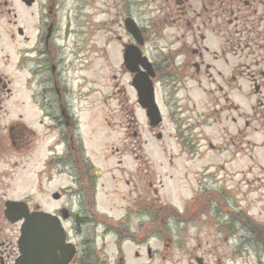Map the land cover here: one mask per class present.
Returning a JSON list of instances; mask_svg holds the SVG:
<instances>
[{"label":"rangeland","instance_id":"rangeland-1","mask_svg":"<svg viewBox=\"0 0 264 264\" xmlns=\"http://www.w3.org/2000/svg\"><path fill=\"white\" fill-rule=\"evenodd\" d=\"M103 1L79 0L76 5L75 0H59L62 10L73 9L75 6L78 9L83 8L78 11L80 15L77 17V29H79L75 37L84 40L85 51L77 53L75 58L71 56L72 64L73 60L75 62L76 78L74 90L69 95L72 108L78 114L80 122L75 121L69 127L46 128L44 122L39 120L41 104L46 103V97L44 94L38 98L31 97L33 87L31 89L25 87V75L28 73L14 69L17 57L12 51L23 38L17 31L18 26L24 27L25 34L31 36L29 45L35 41L40 23L39 10L46 6L48 0H37L31 7L23 0H0V73L4 82L14 78L12 84L6 85L12 88V95L3 88V82L0 83L3 88L0 92V105H2L0 130L4 132L5 124L20 120L38 134L34 138L35 150L26 147L22 149L23 151L15 149V153L9 150L7 158L0 159L2 181H0L2 184L0 192L7 191L8 195L20 198L28 195L31 208L41 207L52 210L54 205L62 202L63 197L54 200L52 193L55 190L61 191L60 188L69 182V177L46 169L41 178L37 172L42 168L47 149L46 142L64 131L68 134L69 142H72V135L77 140L80 138L84 140L86 153L103 171L98 180L99 186L104 183L99 190L101 211L109 210L118 217L127 212L121 206L126 201L120 198L122 194H129L133 189L132 172L134 168L139 167V242L142 243L137 246L132 239L122 243L124 251L122 262L125 264H199L196 260L197 256L203 257L206 264H264V242L261 243L257 236L246 234L247 230L242 224L236 222L233 227L231 223L233 211L240 210L245 211L254 220L264 222V168L260 167V164L264 165V145L261 146L264 143V125H260L258 121L253 123L254 127L259 126V129L252 131V138L261 146L248 151L257 156L255 162L257 166L253 174L247 170L251 159L248 153L244 152L245 150H240L227 174L223 171L218 172L216 176L195 173L193 166L199 165L201 160L207 164V161L217 158V155L212 150L207 153L203 151L193 160L189 159L177 133V121L182 115L185 116L192 111L197 114L198 110L207 109V112L217 117V121L213 120L212 123L208 120L203 134L217 144L226 137L228 139L227 129L233 131L231 119L225 117L227 113L232 112L220 113L221 111H212V107L208 109L211 105L209 103H213L214 100L210 96L212 86L206 81L199 85L197 81L188 80L186 87L181 84L173 95L171 81L164 79L156 84L157 100L164 121L161 127L153 129L145 111L138 104L136 91L131 83L132 75L126 72L123 66L121 45L115 31L117 29L122 33V28L118 26V22L113 21L100 27L103 25L102 20L107 17L101 12L103 10H98L103 5ZM142 12V16L148 20L155 14L152 10H142ZM91 13L94 15L92 16ZM110 16L114 17V15ZM167 29L175 30L171 27ZM7 31L15 32L16 36L10 37ZM10 53L13 61L10 59L6 65V55ZM71 75L74 77V73ZM250 84L248 78L241 77V91L243 88L241 93L244 96L240 95L239 102L242 109L252 111V104L255 105L254 110L259 105L253 94L254 88ZM47 97L54 99L55 94L51 92ZM179 103L185 108L182 115L176 116L175 121L172 113ZM45 121L51 122L49 118H45ZM160 130L163 133L161 138L157 136ZM135 131L139 132V135L137 134L139 137H136ZM194 132H201V127L196 128ZM204 143L200 142V150L205 148ZM62 148V146L58 147V150L61 151ZM217 154L219 155L218 152ZM218 158L217 160L220 161L219 156ZM204 163L200 166H204ZM22 175L25 177L24 187H20L16 181ZM200 179L209 183L210 187H220L223 184L221 190L208 192V197L212 193L222 194L223 207L220 210L215 206H212V209H204L208 214L196 225V228L186 224L179 225L173 220L169 225L159 221L155 227L158 230L167 227L165 232L157 235L146 230L144 234L149 236L145 239L140 227L151 220L148 209L153 214L159 209L154 203L155 199L184 209L188 199L196 192L194 185L196 187ZM114 190L118 192L112 193ZM137 195L135 190L131 196L128 195L129 200L131 199L129 203L132 204ZM113 202H115L114 209H111ZM209 203L206 197L198 202L199 205L204 204V207ZM102 225L99 224L97 227L99 234L96 239L97 245L106 248L104 254L106 262L115 263L118 255L116 243L120 237L115 233L101 235L104 229ZM92 231V228H88L84 235L89 237ZM149 247L153 255H149ZM136 250H139V256H136Z\"/></svg>","mask_w":264,"mask_h":264},{"label":"flooded vegetation","instance_id":"flooded-vegetation-1","mask_svg":"<svg viewBox=\"0 0 264 264\" xmlns=\"http://www.w3.org/2000/svg\"><path fill=\"white\" fill-rule=\"evenodd\" d=\"M89 1L94 2V0ZM75 4L77 5L78 1ZM79 10H83V8L78 9L75 6L73 9L62 10L58 0H49L47 7L40 10L41 24L36 41L29 45L31 36L25 34L23 27L18 26L17 31L23 38L19 40L12 51L14 55L20 57L19 63L15 61L14 69L18 72L28 73L25 75L26 85L31 78L37 92L46 97V103L41 104L42 117L39 120L45 124V117H47L51 120L48 123L55 128L69 127L78 121L69 95L74 90L76 78L75 62L73 60L72 64L71 56L73 55L75 58L78 47L84 49L83 40L75 37L78 34ZM98 10H103L101 12L107 15L106 19L102 20L101 27L113 21L118 22V26L123 30L122 33L117 29L115 31L121 45L124 67L127 49H136L135 46H137L139 53L140 47L143 55H146L153 63L156 73L155 85L160 80H170L174 95L178 86L183 84V87H186L188 80L197 81L199 85L206 81L212 86L210 96L214 100L213 103H209L211 105L208 109L212 107V111L215 112H232L231 114L227 113L225 117L228 120L231 119L233 131L227 129L228 139L226 137L225 140L215 144L211 138L203 134V131L205 130L204 126L208 125V120L214 123L213 120L216 122L217 117L207 112V109L198 110L197 114L192 111L183 116L182 111L185 107L180 103L174 108L172 116L175 121L177 115H182L181 119L177 121V133L189 159L193 160L198 157L199 152L207 153L211 150L215 152L217 158L219 156L221 159L218 161L219 158L218 160L212 158L207 161V164L201 160L199 165L194 162L193 164H196L193 166L194 172L205 176L206 174L216 176L218 172L222 171L227 174L240 150H245L244 152H247L251 159L247 170L253 174L257 166L255 163L257 156L248 151L264 145V143L261 146L258 145L252 138V131L259 129V126L255 128L253 123L258 121L260 125H264V0H104ZM142 10H152L155 14L148 20L142 16ZM131 22L140 28L143 43H140L139 38L128 29L127 24H131ZM169 27L175 28V30L167 29ZM180 30L183 31L180 33ZM7 32L10 37L16 36L15 32ZM162 41H166V43L163 44ZM12 53L6 55V65H8ZM135 61V73H131L125 67V71L132 75L139 73V55ZM72 73H74V77L71 75ZM241 77L248 78L251 81L250 85L254 88L253 94L259 105L255 110L253 104L252 111L244 110L240 105V95L244 96L241 93L243 92V88L241 91L240 86ZM2 82L3 88H6L8 94L12 95V88L6 85L7 83L12 84L14 78L4 82L0 73V83ZM3 88L0 85V92ZM204 90L207 91V88L204 87ZM51 92L55 94L54 99L47 97V94ZM212 117L213 119H211ZM163 121L157 127H161ZM4 127V132L0 130V159L7 158L9 150H22L25 147L35 150L36 133L32 132L26 123L13 120L9 124H5ZM198 127H201V132H194ZM134 133L136 137H139L137 136L139 132L135 131ZM157 136L159 138L163 136L161 130L158 131ZM200 142H205L203 150L199 149ZM59 143L63 146V150L55 154H62L64 149L66 152L62 156H56L49 166L54 165L58 175L69 177V182L60 188L61 191L55 190L52 193L54 200H59L62 197L63 200L54 205L52 210L41 207H32L31 209L48 210L58 216L67 231V241L72 243L75 248V255L67 264H125L122 262L124 253L122 243L132 239L139 246V167L134 168L132 172L133 189L129 194H122L123 196L120 198L126 201L121 206L127 212L117 218L118 216L111 214V211L99 209V190L104 183L99 186L98 180L101 173L88 165L85 147L73 145L64 132L59 138ZM203 163L205 165L200 166ZM260 167L264 168V165L260 164ZM45 168L46 164L43 160L42 168L38 171L41 178H43ZM24 180V175L16 179L20 187L26 185ZM199 181L198 188L194 185L196 192L192 195L196 200L192 203L186 202L185 213L182 215L178 213L180 210H177L174 204L155 199L154 203L159 209L155 212L156 214H152L148 210L151 220L148 221V224L140 227L145 239L149 236V234H144L146 230L157 235L165 232L167 227H163L161 230L155 227L159 221L169 225L173 220L179 225L186 224L196 228V225L208 214L204 209L215 206L220 210L223 207L222 194L212 193L208 197V192L221 190L223 184L220 187H210L209 183L202 182L201 179ZM1 182L0 185H2ZM127 184L129 183L127 182ZM42 189L45 190L44 187ZM197 189L201 193H197ZM134 190L138 195L134 197L131 204L129 203L131 199L129 200L128 197L134 193ZM157 191L156 189L155 192ZM117 192L114 190L112 193ZM8 194L7 191L0 192V264H16L19 256L20 229L23 222L22 220L13 221L7 215V202L21 200L30 206L29 199L13 197ZM203 197L208 198L211 202L207 207H204L205 203L198 204ZM226 197L229 196L226 195ZM114 205L115 202L110 208L114 209ZM233 212L231 220L233 227L236 222L242 224L247 230L246 234L257 236L263 243L264 222L254 220L243 210ZM15 214H19V209ZM57 223H59L58 219L51 222L48 227L56 226ZM99 224L104 225L101 235L115 233L120 237L116 243L118 255L115 263L106 262L104 258L106 248L97 245ZM88 228L93 229L92 235L89 237L84 235ZM171 229L173 230V228ZM47 241L42 239V245ZM53 241L55 244L56 239H50L48 243H53ZM140 242L142 243V241ZM148 251L149 255H153L150 247ZM135 254L139 256V250H136ZM198 259L197 256L196 260L199 264H206L203 257L200 258V261Z\"/></svg>","mask_w":264,"mask_h":264},{"label":"water","instance_id":"water-1","mask_svg":"<svg viewBox=\"0 0 264 264\" xmlns=\"http://www.w3.org/2000/svg\"><path fill=\"white\" fill-rule=\"evenodd\" d=\"M31 4L33 0H26ZM128 29L139 38V42L143 43L141 30L137 24H127ZM136 47V46H135ZM136 49H127L126 65L132 71H136V59L139 55V73L133 79V85L139 93V104L146 110L150 125L159 124L163 117L161 110L155 97V86L152 77L155 76L152 63L148 57L142 54L139 47V53ZM22 204L20 201H10L8 203L7 215L12 220L25 217V222L22 227V235L20 240L21 256L17 260V264H66L72 255V250L65 248L64 231L61 225L48 227L49 223L54 221V216L51 213L44 211H30L27 205L21 208V214H15L17 207ZM57 237V245L48 241ZM41 238L48 240L42 245ZM60 238V239H59ZM59 245L61 248H59ZM55 246V247H54Z\"/></svg>","mask_w":264,"mask_h":264}]
</instances>
